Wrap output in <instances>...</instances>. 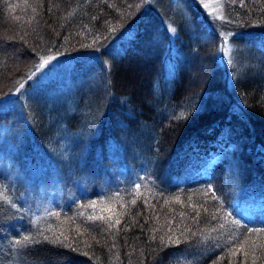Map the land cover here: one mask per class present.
<instances>
[{
  "label": "trees",
  "instance_id": "trees-1",
  "mask_svg": "<svg viewBox=\"0 0 264 264\" xmlns=\"http://www.w3.org/2000/svg\"><path fill=\"white\" fill-rule=\"evenodd\" d=\"M221 2L0 0V264H264V0Z\"/></svg>",
  "mask_w": 264,
  "mask_h": 264
},
{
  "label": "snow or ice",
  "instance_id": "snow-or-ice-1",
  "mask_svg": "<svg viewBox=\"0 0 264 264\" xmlns=\"http://www.w3.org/2000/svg\"><path fill=\"white\" fill-rule=\"evenodd\" d=\"M225 39H226V38H225ZM49 59H51V57H49ZM46 62H47V61H45V63H46ZM181 115L183 116V114H181ZM137 188H139V185H137ZM213 199H216V197L213 196ZM131 203H132L133 205H135L136 200L133 199V200L131 201ZM94 206H95V202H93V204L89 205V207H94ZM205 211H206V210H205ZM118 215H123V213L118 214ZM197 215H199V213H197ZM213 218H215V216H213ZM87 219H88L89 221H96V220H98V219H99V220H104L105 218H104L103 216H99V217H98V216H88ZM233 222H234V223H238V222H236V221H233ZM106 223H107L108 230H111L112 228H114V227H116L117 225H119V224L121 223V220H120L119 218H117V219H115V221H114V223H113V222L111 221V219H109L108 221H106ZM61 237H62V238H61ZM152 238L155 239V236H153ZM23 239H24L25 241H29V240H31L32 238L26 236V237H24ZM43 239L46 240V241H49V242H51V243L61 244V245H63L64 247H67V248L72 249L73 251H77V250H78L76 247H74V245H73L71 242H69V243H65V241H68L69 238H68L67 236H65L63 233H60L59 235L55 236V238L48 237V236H44ZM161 241L163 242V237H161ZM169 242H170V243H173V244H178L180 241H179V240H175V241H173V240L171 239V237H169ZM17 243H19V241H17ZM84 254L87 255V253H84ZM214 264H215V262H214Z\"/></svg>",
  "mask_w": 264,
  "mask_h": 264
},
{
  "label": "rangeland",
  "instance_id": "rangeland-1",
  "mask_svg": "<svg viewBox=\"0 0 264 264\" xmlns=\"http://www.w3.org/2000/svg\"><path fill=\"white\" fill-rule=\"evenodd\" d=\"M201 4L203 5V8L208 11L212 12L216 15H219L221 12V8L223 3L221 2L222 0H199ZM171 68V65L169 67V70Z\"/></svg>",
  "mask_w": 264,
  "mask_h": 264
}]
</instances>
